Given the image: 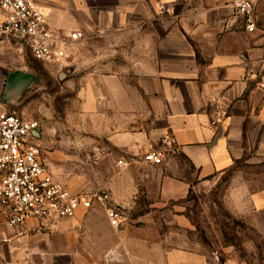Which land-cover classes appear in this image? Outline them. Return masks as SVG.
I'll return each instance as SVG.
<instances>
[{"label":"crops","instance_id":"crops-1","mask_svg":"<svg viewBox=\"0 0 264 264\" xmlns=\"http://www.w3.org/2000/svg\"><path fill=\"white\" fill-rule=\"evenodd\" d=\"M235 2L34 0L51 28L84 36L61 64L70 68L67 76L77 71L82 79L76 93L78 122L60 130L38 126L36 144L51 148L48 134L55 131L70 136L62 137V144L93 153L98 173L109 174L96 191L106 192L110 205L127 217L115 229L105 210L94 207L55 226L30 219L9 227L0 207V264H153L147 233L142 225L133 230L131 223L163 215L176 224L171 251L176 257L167 262L161 246L162 261L154 264H221L216 262L218 242L203 246L196 239L186 208L193 181L180 159L200 180L234 171L241 161L251 164L237 170L222 203L264 247V0L255 2L251 33L235 14ZM76 48L79 55L70 58ZM29 57L0 38V110L10 104L3 103L8 75L30 74ZM88 62L90 70L81 71ZM164 138L176 141L177 153L162 148L161 165L142 162L143 154L161 147ZM53 152L58 151H49L52 158ZM118 160L127 165L117 166ZM108 234L118 247L108 246ZM220 249L229 252L228 246ZM116 256L118 263L111 262Z\"/></svg>","mask_w":264,"mask_h":264},{"label":"rangeland","instance_id":"rangeland-1","mask_svg":"<svg viewBox=\"0 0 264 264\" xmlns=\"http://www.w3.org/2000/svg\"><path fill=\"white\" fill-rule=\"evenodd\" d=\"M174 11H176V5ZM165 17H170V15L165 13ZM79 51V48L74 49L70 58L77 57ZM91 67V62L85 63L84 67H81V71L90 70ZM29 69L30 74L37 81L31 82L18 97L10 101L6 112L36 121L38 126L46 125L56 130L70 125L75 126L78 122L76 119V93L82 80L79 73L76 71L67 76L66 70L70 68L49 62L43 63L31 57H29ZM48 135L53 140L52 147L46 148L44 144L38 145L42 160L54 177L66 185L68 189L74 193H91L101 189L100 183L109 181L108 172L98 173V161L93 153L88 155L78 150L76 145L62 144V137H65L66 140L67 137H70L67 134L64 136V134L52 131ZM71 137L72 139L76 138L75 135H71ZM49 151H58V153L53 152L54 157L52 158ZM179 161L189 179L193 181L191 183L192 188L186 196L188 201L186 208L192 212L191 221L197 241L203 246L213 240L218 242L216 246L217 263L262 264L264 262L263 240H259L256 233L242 219L228 213L222 203L227 186L232 177H236L237 170L244 172V169L252 168L251 164L241 161L235 164L234 171L217 173L207 180H200L195 171L184 160L180 159ZM172 209L176 210L175 204ZM143 210L148 211L149 209L146 207ZM159 213H163V210H160ZM124 217H127L126 213ZM131 225L133 230L142 225L143 233H147L150 249L148 259L150 262L152 260L155 262L162 261V255L157 251L161 246L165 249L166 254L163 257L167 262L171 261L173 256L176 257V250L173 249L174 255L171 252L172 248L176 247V224L171 222L170 217L166 215L156 216L153 222L144 224L135 222ZM214 233L217 234L215 239L212 238ZM73 234H71L72 239L70 241L75 242L77 236ZM104 238L108 240L109 247L114 245V247H118L117 242L119 241L111 234L104 236ZM221 246H228L229 252L222 251ZM101 261L108 263L104 259ZM111 262L118 263L117 256L113 257Z\"/></svg>","mask_w":264,"mask_h":264},{"label":"built area","instance_id":"built-area-1","mask_svg":"<svg viewBox=\"0 0 264 264\" xmlns=\"http://www.w3.org/2000/svg\"><path fill=\"white\" fill-rule=\"evenodd\" d=\"M255 2H235V14L242 19L248 33L255 30ZM83 37L80 31L63 32L51 28L34 0H0V38L16 50H26L36 61L61 65L72 45ZM262 93L264 99V86ZM37 129L36 121L0 110V207L6 210V224L18 227L34 219L41 225L55 226L62 219L73 218L78 211L102 207L109 225L120 228L124 214L110 205L106 192L74 193L54 177L36 144ZM162 148L171 154L178 151L173 138H164L161 147L144 153L141 161L161 165L164 161ZM126 165L125 160L117 161V166Z\"/></svg>","mask_w":264,"mask_h":264},{"label":"water","instance_id":"water-1","mask_svg":"<svg viewBox=\"0 0 264 264\" xmlns=\"http://www.w3.org/2000/svg\"><path fill=\"white\" fill-rule=\"evenodd\" d=\"M35 81H37V79L31 74L21 72L9 74L5 84L3 103L14 100L31 84V82Z\"/></svg>","mask_w":264,"mask_h":264}]
</instances>
